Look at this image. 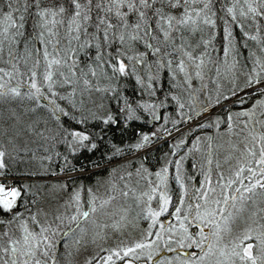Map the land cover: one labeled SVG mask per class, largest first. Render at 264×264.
Listing matches in <instances>:
<instances>
[{"label": "snow or ice", "instance_id": "6c2138e0", "mask_svg": "<svg viewBox=\"0 0 264 264\" xmlns=\"http://www.w3.org/2000/svg\"><path fill=\"white\" fill-rule=\"evenodd\" d=\"M0 264H264V0H0Z\"/></svg>", "mask_w": 264, "mask_h": 264}]
</instances>
